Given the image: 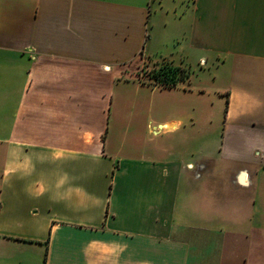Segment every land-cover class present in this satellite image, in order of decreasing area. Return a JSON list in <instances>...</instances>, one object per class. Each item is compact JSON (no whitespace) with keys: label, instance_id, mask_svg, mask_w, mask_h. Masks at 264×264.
<instances>
[{"label":"crops","instance_id":"0c3cea01","mask_svg":"<svg viewBox=\"0 0 264 264\" xmlns=\"http://www.w3.org/2000/svg\"><path fill=\"white\" fill-rule=\"evenodd\" d=\"M171 3L164 61L215 69L203 128L146 145L111 119L149 0H0V264H264V0Z\"/></svg>","mask_w":264,"mask_h":264},{"label":"rangeland","instance_id":"374dc122","mask_svg":"<svg viewBox=\"0 0 264 264\" xmlns=\"http://www.w3.org/2000/svg\"><path fill=\"white\" fill-rule=\"evenodd\" d=\"M173 0H165L163 3V10H159L161 7V0H149L152 14L158 13L160 15L161 22L157 28L155 37V47L151 51H148L146 62H143L140 66L139 74L141 77H127L124 80H120L116 83L115 92L119 91L121 95H124L122 104L115 103L118 108L122 107L121 113L118 116H114L111 119L112 124L125 123V124H139L141 129L145 132L143 134V142L146 145L149 144H166L183 140V132L193 131L198 132V129H202L203 119H199V110L201 105L194 99L185 98L186 90L191 89L194 86L203 82V77H207V80L211 82L213 80V74L215 67L207 68L201 72L197 67L195 72H192L191 82H180L179 87L175 88H161L156 85L154 81L150 80L153 72L160 69H164L169 66L165 58L171 57L170 53H174V47L167 41V35L169 27H165L164 20L167 18L168 13H174L175 4H172ZM154 20H150L149 32H153ZM152 36V35H151ZM178 58V56H175ZM180 63L179 60L176 61ZM199 76V77H198ZM187 81V80H186ZM216 107V105L214 106ZM115 108V107H114ZM114 110V109H113ZM180 120L182 126L179 131L167 134L162 133L166 128H160L159 123L169 120ZM217 121V120H214ZM212 122V130L215 129L216 122ZM113 126V125H111ZM159 130V132H158ZM156 132V133H155ZM116 136V135H115ZM195 138V136H194ZM186 148H178L177 151L184 152Z\"/></svg>","mask_w":264,"mask_h":264},{"label":"trees","instance_id":"16d2710c","mask_svg":"<svg viewBox=\"0 0 264 264\" xmlns=\"http://www.w3.org/2000/svg\"><path fill=\"white\" fill-rule=\"evenodd\" d=\"M189 77V70L169 64L164 69L153 72L150 80L161 88H174Z\"/></svg>","mask_w":264,"mask_h":264}]
</instances>
